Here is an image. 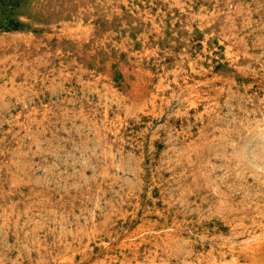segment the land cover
I'll use <instances>...</instances> for the list:
<instances>
[{
    "label": "rangeland",
    "instance_id": "obj_1",
    "mask_svg": "<svg viewBox=\"0 0 264 264\" xmlns=\"http://www.w3.org/2000/svg\"><path fill=\"white\" fill-rule=\"evenodd\" d=\"M0 264H264V0H0Z\"/></svg>",
    "mask_w": 264,
    "mask_h": 264
},
{
    "label": "bare ground",
    "instance_id": "obj_2",
    "mask_svg": "<svg viewBox=\"0 0 264 264\" xmlns=\"http://www.w3.org/2000/svg\"><path fill=\"white\" fill-rule=\"evenodd\" d=\"M89 260V259H88ZM101 262V261H100Z\"/></svg>",
    "mask_w": 264,
    "mask_h": 264
}]
</instances>
